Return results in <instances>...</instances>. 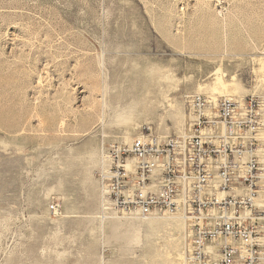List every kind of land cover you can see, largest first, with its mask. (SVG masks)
Returning a JSON list of instances; mask_svg holds the SVG:
<instances>
[{
	"label": "rangeland",
	"instance_id": "rangeland-1",
	"mask_svg": "<svg viewBox=\"0 0 264 264\" xmlns=\"http://www.w3.org/2000/svg\"><path fill=\"white\" fill-rule=\"evenodd\" d=\"M195 95L257 102L264 168V0H0V264H182V222L116 212L104 175Z\"/></svg>",
	"mask_w": 264,
	"mask_h": 264
},
{
	"label": "built area",
	"instance_id": "built-area-1",
	"mask_svg": "<svg viewBox=\"0 0 264 264\" xmlns=\"http://www.w3.org/2000/svg\"><path fill=\"white\" fill-rule=\"evenodd\" d=\"M189 104L188 132L142 133L109 147L106 198L130 219L180 220L189 231L182 264H264L258 104L201 95Z\"/></svg>",
	"mask_w": 264,
	"mask_h": 264
},
{
	"label": "bare ground",
	"instance_id": "bare-ground-1",
	"mask_svg": "<svg viewBox=\"0 0 264 264\" xmlns=\"http://www.w3.org/2000/svg\"><path fill=\"white\" fill-rule=\"evenodd\" d=\"M217 82V81H216ZM180 258V257H179Z\"/></svg>",
	"mask_w": 264,
	"mask_h": 264
}]
</instances>
